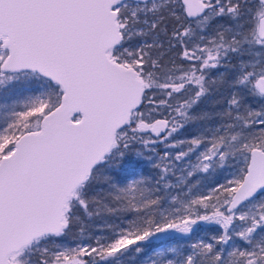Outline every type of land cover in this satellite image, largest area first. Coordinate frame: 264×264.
Returning a JSON list of instances; mask_svg holds the SVG:
<instances>
[{"label": "snow or ice", "instance_id": "obj_1", "mask_svg": "<svg viewBox=\"0 0 264 264\" xmlns=\"http://www.w3.org/2000/svg\"><path fill=\"white\" fill-rule=\"evenodd\" d=\"M0 264H264V0H0Z\"/></svg>", "mask_w": 264, "mask_h": 264}]
</instances>
